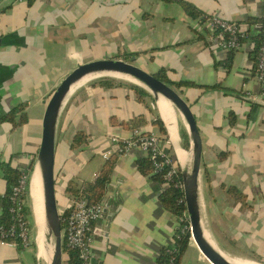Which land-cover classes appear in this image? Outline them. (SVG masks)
Wrapping results in <instances>:
<instances>
[{"label":"crops","instance_id":"1","mask_svg":"<svg viewBox=\"0 0 264 264\" xmlns=\"http://www.w3.org/2000/svg\"><path fill=\"white\" fill-rule=\"evenodd\" d=\"M184 1L200 14L192 18L177 0H35L31 6L26 0H3L0 37L9 44L0 47V163L28 169L40 141L43 101L77 63L133 53L137 65L154 74L162 70L167 82L194 83L179 89L203 143L200 188L208 229L228 256L255 259L256 253L263 259L257 252L264 247V95H259L253 65L264 24V0ZM208 13L236 21L249 37L239 49L222 51L199 22ZM247 93L259 99L248 101ZM136 96L127 83L117 80L111 85L85 84L70 95L56 133L55 190L60 208L72 199L64 192L68 181L79 185L94 179L106 161L102 153L110 137L132 135L133 129L120 121L143 115L146 122L137 129L158 134L161 149L177 164L186 158L187 151L178 147L173 132L175 127L185 129L180 115L173 109L167 128L165 112L151 95L143 101ZM23 102L24 123L14 127L3 120ZM230 111L235 114L233 125ZM156 118L165 132L149 122ZM77 131L87 139L73 148ZM142 157L140 149L116 157L103 196L107 213L94 225L90 264H159L161 249L171 242L175 217L159 201L166 186L139 172L137 161ZM231 186L242 191L244 200L231 196ZM5 192L0 171V215ZM35 254L30 246L0 243V264H35ZM178 264L210 263L191 240Z\"/></svg>","mask_w":264,"mask_h":264},{"label":"water","instance_id":"2","mask_svg":"<svg viewBox=\"0 0 264 264\" xmlns=\"http://www.w3.org/2000/svg\"><path fill=\"white\" fill-rule=\"evenodd\" d=\"M3 0H0V3ZM9 44V40L0 37V47ZM136 56L129 59L104 57L86 62L77 63L52 89L45 102V108L41 120V135L36 155L31 160L30 180L34 171L39 172L40 188L38 212L42 224L41 246L45 253V258L40 259L35 254V264H63V241L64 230L61 229L57 196L55 190L56 171L54 166L56 133L59 117L62 109L70 95L80 86L77 84L87 75L98 74V77H115L111 74H118L136 80V84L145 89L153 100L159 104V98L167 99L173 109L180 115L188 138V146L185 147L180 131L175 127L174 136L178 146L187 151L186 158L179 160L180 173L183 180V197L185 208L190 222V237L201 255L210 264H233L230 262L215 243L208 229V223L204 214V206L201 195L202 177V151L203 143L192 109L188 101L182 96L181 89L175 87L173 83L157 78L154 73H150L137 65ZM2 68L0 67V70ZM94 79V78H93ZM91 80V79H90ZM89 81V80H88ZM87 82V81H86ZM248 101H251L247 97ZM254 102V101H251ZM164 123L170 128V122L163 116ZM29 204L33 217V228L35 227V212L29 197ZM108 203L101 217L107 213ZM35 229V228H34ZM35 234V232H34ZM37 249V247H36ZM259 264L263 262L252 259Z\"/></svg>","mask_w":264,"mask_h":264},{"label":"built area","instance_id":"3","mask_svg":"<svg viewBox=\"0 0 264 264\" xmlns=\"http://www.w3.org/2000/svg\"><path fill=\"white\" fill-rule=\"evenodd\" d=\"M209 31V37L216 47L222 51H235L241 47L244 40L249 37V31L241 24L228 20L213 13L202 14L199 18ZM260 40L255 49V60L253 65L254 79L260 85L259 95H264V24L261 27ZM251 101L259 97L247 93ZM162 139L158 134L142 132L140 129H133L130 137L112 135L109 139V147L102 153L104 160L111 156L121 157L128 155L133 149H140L145 156L151 160L154 173H159L166 187H173L182 193L183 180L180 168L175 159L168 152L161 149ZM29 169H22L16 182L10 187L7 202L10 222L0 223V243L12 247L26 248L34 241V228L27 215L29 207ZM65 212L58 208L63 245L77 252L82 264H90L91 244L93 234L97 233L94 225L101 218L105 207L102 200L97 203H89L84 194L72 195V199ZM175 217L176 229L173 232L171 242L165 246L167 256L166 264H175L179 252V240L184 234L190 235V222L186 209ZM191 240V237L189 236Z\"/></svg>","mask_w":264,"mask_h":264},{"label":"trees","instance_id":"4","mask_svg":"<svg viewBox=\"0 0 264 264\" xmlns=\"http://www.w3.org/2000/svg\"><path fill=\"white\" fill-rule=\"evenodd\" d=\"M35 0H26V3L28 6H31L34 3ZM184 10L192 17H197L200 12L189 2L184 0H177ZM232 52V51H230ZM133 53H124V54H117L116 58H123L124 60H127L129 56H131ZM230 60L231 57L228 56V59L226 61L225 66L229 68L230 66ZM157 78L166 81L165 74L162 70L156 72L154 74ZM115 79L108 77L103 78L97 81V83H103L111 85ZM122 81H117V83H121ZM123 83V82H122ZM128 84V83H127ZM132 89L135 90L137 96V100H144V97L149 96V93L143 89L142 87L130 83L128 84ZM175 87L179 88L180 86H194V83L191 81H179L173 83ZM26 107V103L23 102L17 106H15L13 109H11L8 114L3 118V120H7L12 122L13 126L16 127L26 121V113L24 111ZM229 117V123L233 125L235 123V114L233 111H230L228 114ZM146 122L143 115L139 114L136 115L133 118L120 121L119 124L122 125L125 128L135 129L141 126ZM151 124H156L160 127L161 132H165V129L163 127L162 122L156 118V119H150L149 121ZM181 137L184 141L185 147L188 146V138L185 129H180ZM87 139V135L83 133L82 131H77L71 141V146L73 148L79 147L82 145ZM225 156V153H221V158ZM34 157H32L33 159ZM116 163V157L111 156L109 159H107L102 167L99 169V171L96 173L95 177L91 181L84 180L79 185L75 183L74 181H68L64 192H69L72 195H79L84 194L87 198L89 203H97L103 200V196L105 193V189L107 184L110 181V176L113 171L114 165ZM137 168L139 172L142 175H148L152 180L158 181L160 183H163L162 177L159 173H154L152 169V163L151 160L148 157H142L137 161ZM29 171L31 172L32 166L31 164L28 167ZM0 171L3 174V178L6 183V192L2 203V213L0 215V223L7 224L10 220V214L8 212V202H7V195L9 192L10 187L16 182L17 178L19 177L21 173V169H18L15 166H12L10 162H1L0 163ZM230 194L232 197H234L237 200H244L245 195L242 193V191L236 187L231 186L230 188ZM182 198V193L178 190L173 189V187H166L160 194H159V201L161 205L167 209L173 216H178L181 214L186 208L184 201H179ZM58 205V203H57ZM58 208H60L58 206ZM63 210L66 212L68 210L67 207H64ZM27 215L32 214L31 207L29 206L26 210ZM189 233L184 234L181 239L179 240V252L176 257V263L178 264V259L181 254V252L186 247L187 243L191 241L189 239ZM157 261L159 264H166L167 256L165 254V247H163L159 253V256L157 257ZM260 262H263V260H258ZM63 264H82L81 261L78 258L77 252L73 249L68 248L67 246L63 245Z\"/></svg>","mask_w":264,"mask_h":264},{"label":"bare ground","instance_id":"5","mask_svg":"<svg viewBox=\"0 0 264 264\" xmlns=\"http://www.w3.org/2000/svg\"><path fill=\"white\" fill-rule=\"evenodd\" d=\"M111 75H114L115 77H118L120 79L122 78L124 80L137 83L136 80H133V79H131L129 77H126V76H120L118 74H111ZM95 77H98V74L87 75L86 77H84L77 84V86H79V85L83 84L84 82H86V81H88L90 79H93ZM159 104H160V106L162 107V109L164 110V112L166 114V117H167L166 119L169 122L171 121V119H174V111H173V107H172L171 103L167 99H165L163 97H160L159 98ZM173 141H174V139H173ZM39 188H40L39 172L36 169L34 171V173L32 174V176H31L29 197H30L31 204H33V210L35 212V223H36V225H35L34 240H36L35 241V245L37 247V256L40 259H42V258L44 259L45 258V253L43 252V249H42V246H41L42 224H41V219H40L39 212H38V209H39L38 208L39 207L38 206V203H39V195H38L39 194ZM224 255L233 264H259V263H256L255 261H252V259L240 258V257H231V256H228L225 253H224Z\"/></svg>","mask_w":264,"mask_h":264},{"label":"rangeland","instance_id":"6","mask_svg":"<svg viewBox=\"0 0 264 264\" xmlns=\"http://www.w3.org/2000/svg\"><path fill=\"white\" fill-rule=\"evenodd\" d=\"M103 78H108V76H106V77H99V78H94V80L93 79H91V80H89V81H87V82H85V84H90V83H92V82H97L98 80H100V79H103ZM111 78H113V79H115V80H117V81H122L123 83H128V84H130L131 82H129V81H127V80H124V79H120V78H118V77H111ZM84 84V85H85ZM29 206H30V204H29ZM58 206L59 207H61L62 206V204H60L59 203V199H58ZM30 222L32 223V225L34 226V224H33V217H32V214H30ZM35 228V227H34ZM34 232H35V229H34ZM35 235V234H34ZM35 241L36 240H34L33 241V243L30 245V249H35V252H37V249H36V245H35ZM33 246V247H32ZM261 250H262V246H261ZM257 253H259V254H261L262 256H264V247H263V250L261 251V253H260V251H258ZM251 256V255H250ZM253 258H255V259H258L259 258V256L258 255H256V253L254 254V256H252ZM264 259V258H263ZM262 258L260 259V260H263ZM259 260V259H258Z\"/></svg>","mask_w":264,"mask_h":264}]
</instances>
